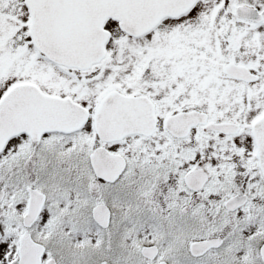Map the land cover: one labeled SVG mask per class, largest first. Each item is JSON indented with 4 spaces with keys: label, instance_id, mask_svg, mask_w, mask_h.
<instances>
[{
    "label": "snow or ice",
    "instance_id": "snow-or-ice-1",
    "mask_svg": "<svg viewBox=\"0 0 264 264\" xmlns=\"http://www.w3.org/2000/svg\"><path fill=\"white\" fill-rule=\"evenodd\" d=\"M0 264H264V0H0Z\"/></svg>",
    "mask_w": 264,
    "mask_h": 264
}]
</instances>
